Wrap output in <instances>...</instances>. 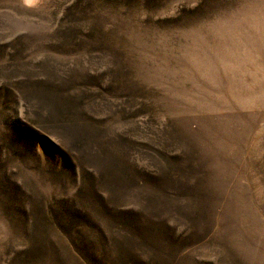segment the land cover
I'll use <instances>...</instances> for the list:
<instances>
[{
	"label": "rangeland",
	"instance_id": "1",
	"mask_svg": "<svg viewBox=\"0 0 264 264\" xmlns=\"http://www.w3.org/2000/svg\"><path fill=\"white\" fill-rule=\"evenodd\" d=\"M0 264H264V0H0Z\"/></svg>",
	"mask_w": 264,
	"mask_h": 264
}]
</instances>
